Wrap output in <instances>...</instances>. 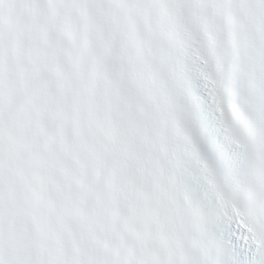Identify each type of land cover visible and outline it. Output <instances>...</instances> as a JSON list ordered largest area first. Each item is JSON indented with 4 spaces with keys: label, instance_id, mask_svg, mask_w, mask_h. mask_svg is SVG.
Here are the masks:
<instances>
[{
    "label": "snow or ice",
    "instance_id": "snow-or-ice-1",
    "mask_svg": "<svg viewBox=\"0 0 264 264\" xmlns=\"http://www.w3.org/2000/svg\"><path fill=\"white\" fill-rule=\"evenodd\" d=\"M0 264H264V0H0Z\"/></svg>",
    "mask_w": 264,
    "mask_h": 264
}]
</instances>
